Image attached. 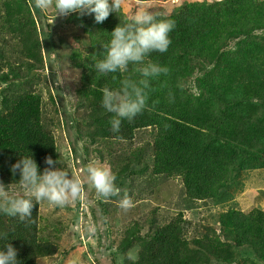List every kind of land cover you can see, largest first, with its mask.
<instances>
[{
    "label": "trees",
    "instance_id": "obj_1",
    "mask_svg": "<svg viewBox=\"0 0 264 264\" xmlns=\"http://www.w3.org/2000/svg\"><path fill=\"white\" fill-rule=\"evenodd\" d=\"M126 5L123 0L120 16L111 13L102 23L94 14L56 17L52 9L51 24L35 0H0V182L9 194L10 186H20L11 166L21 156L32 155L41 172L48 156L72 174L99 163L112 169L121 189L118 197L98 200L108 215L106 208L115 213L125 194L133 201L131 215L158 187L177 186L186 209L176 205L166 216L164 198L145 202L148 210L116 230L119 238L109 245L113 264H133L129 250L137 254L135 264H264V208L232 206L238 190H231L246 172L261 180L263 170L264 178V0H194L148 10L175 23L168 51L145 60L169 71L151 79L145 109L116 133L113 114L101 106L103 90L139 80L143 65L101 76L94 63L110 32L135 14ZM49 62L78 77L63 96L57 89L60 103L48 76L32 74ZM59 128L66 130L73 161L60 152ZM85 174L75 172L86 186ZM221 202L228 208L201 219L200 208ZM40 206L25 221L0 212V247L10 242L20 264H45L60 252V230L42 228Z\"/></svg>",
    "mask_w": 264,
    "mask_h": 264
},
{
    "label": "clouds",
    "instance_id": "obj_2",
    "mask_svg": "<svg viewBox=\"0 0 264 264\" xmlns=\"http://www.w3.org/2000/svg\"><path fill=\"white\" fill-rule=\"evenodd\" d=\"M122 5L123 0H35V7L43 13L54 9L56 17L73 13L80 16L94 14L97 23L105 21L111 13L119 15ZM174 28V21L158 19L151 12L143 11L126 19L110 32V39L104 43L106 51L100 55V59L95 60V71L101 76L117 73L123 75L129 71L130 66L143 65L137 69L141 75L139 80L122 79L119 88L103 90L101 106L106 112L113 114L110 121L113 132L120 131L123 120L131 121L145 109L151 79L168 73L166 66L151 62L145 64V60L153 52L168 51L172 42L170 33ZM45 56L44 53V60L47 62ZM37 70L36 73L48 75L46 67ZM45 163L48 167L41 172L33 156L27 155L21 156L11 166L13 175L19 173L18 182L23 193L9 194L5 187L8 184L0 182V212L25 221L31 219L36 203L40 205L47 201L51 205L64 207L81 198L83 183L79 176L62 166L55 167L57 164L61 165L60 159L54 160L48 156ZM85 172L87 184L95 190L98 199L107 201L120 195L121 189L116 184L117 176L110 167L89 163ZM119 206L128 210L133 207V201L125 194L119 201ZM87 230L94 234L97 227L89 224ZM137 258V254L129 250L127 259L135 264ZM20 261L18 250L10 242L0 247V264H20Z\"/></svg>",
    "mask_w": 264,
    "mask_h": 264
},
{
    "label": "rangeland",
    "instance_id": "obj_3",
    "mask_svg": "<svg viewBox=\"0 0 264 264\" xmlns=\"http://www.w3.org/2000/svg\"><path fill=\"white\" fill-rule=\"evenodd\" d=\"M126 1L127 4H131V6L126 5V11H132L129 10L132 7L135 9L134 13L136 14L137 12L148 10L155 11L158 9H174L176 6L184 4L186 1L194 0H168L158 3L147 1L141 2L139 0ZM52 12V9H50L45 13L49 17L51 24L56 22V18L53 17L54 15H52ZM76 46H78V44H76ZM50 57L53 60L55 55L51 54ZM53 64L54 63L51 65L50 62L47 63L48 73H46L48 75L46 76H48L50 80V89L54 95L56 94L53 97L56 98L58 103H60L59 97L57 95V89H62L61 91L63 96V94L68 92L66 86H72L78 77L69 69L58 70V68L56 66L54 67ZM42 92L44 100L47 101L48 98H50L49 89L45 87ZM48 108L50 111L52 110L53 106L51 103L48 104ZM70 108L71 104L70 106H66V109H69V111H71ZM56 134H59L60 139L63 141L60 146L61 154L64 156H69L70 161H73L69 141L66 137V130L59 128L56 130ZM80 144L82 145V143ZM84 170L80 171L74 169L73 174L75 175V172H77L78 175L82 176V174H85ZM261 172H263V170H259V174L257 173L260 175L261 180L256 178L255 173L250 172H246L243 175L237 177L235 186L231 190H238L237 192H234V197L235 201H238L239 205L233 204L232 206L242 209H249L253 206L264 208V178H262ZM82 183L83 190L81 198L78 200L79 203L77 201L70 206L59 208L49 204L47 201H44L40 204V210L44 216L43 223L41 224L42 228L46 232L60 230L59 232L61 239V242L59 243L60 252L53 256V258L45 259V264H73L76 261H79L82 264H89L90 262H95L97 264H113L109 245H111L112 241H117L119 238V234L116 230L120 228L123 223L129 221L132 218H136L135 215L138 212L148 210L149 206L145 205V202H148L150 205L159 204L161 202V198H164L165 200L164 202L162 201L161 206L165 209L166 216L170 214L171 210L174 209L176 205L186 209L183 195L179 194V191L176 190L177 186H173V189H171L167 184H165L162 187H158L153 198L151 197L152 199L145 198L141 205L139 204L136 213L133 211L131 215H128V210H124L120 207H118L117 211L113 213L114 211L106 208L107 212H110L108 215L104 213V209L102 208L103 206L100 204V201H98L99 199L97 198L94 189L90 188L88 184L85 186L84 181H82ZM10 189L11 194L23 193V189H21L20 186H10ZM178 194L179 196L176 199L175 195L177 196ZM108 203L117 206L114 202ZM226 208H228V204L225 202L218 203L216 206L210 205L208 207L206 206L200 208L199 212L201 219L205 220L206 218L211 220V216H214L219 210ZM48 217L49 220H46ZM89 224H93L97 227V231L94 234H90L88 232L87 226ZM109 224H114V226L111 227ZM97 260H99V262ZM120 262L121 260L119 263Z\"/></svg>",
    "mask_w": 264,
    "mask_h": 264
},
{
    "label": "water",
    "instance_id": "obj_4",
    "mask_svg": "<svg viewBox=\"0 0 264 264\" xmlns=\"http://www.w3.org/2000/svg\"><path fill=\"white\" fill-rule=\"evenodd\" d=\"M42 71H44V70H42ZM36 72H38V70L33 71L32 74L34 75Z\"/></svg>",
    "mask_w": 264,
    "mask_h": 264
}]
</instances>
